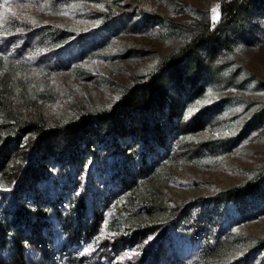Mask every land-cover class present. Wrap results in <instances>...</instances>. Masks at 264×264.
<instances>
[{"label":"rangeland","instance_id":"1","mask_svg":"<svg viewBox=\"0 0 264 264\" xmlns=\"http://www.w3.org/2000/svg\"><path fill=\"white\" fill-rule=\"evenodd\" d=\"M229 1L9 0L0 35V150L11 142L22 148L12 176L0 171V225L21 210L34 235L25 232L17 245L20 232L7 231L0 264H264V193L214 204L218 193L264 173V0L223 21L222 42L200 49L204 76L176 93L189 129L151 170L121 185L103 154L67 177L53 165L37 177L30 170L28 123L58 127L113 108L163 58L221 22L220 11L212 24L211 9ZM71 4L81 7L59 14Z\"/></svg>","mask_w":264,"mask_h":264},{"label":"trees","instance_id":"2","mask_svg":"<svg viewBox=\"0 0 264 264\" xmlns=\"http://www.w3.org/2000/svg\"><path fill=\"white\" fill-rule=\"evenodd\" d=\"M257 1L259 0H231L223 3L221 13L224 18L221 22L215 27L208 24L200 35L177 52L163 58L146 81L127 87L113 108L84 115L58 127L28 123L27 132L34 134L28 142L35 154V159L30 164L34 176L40 175L44 166L50 165L60 167L66 176L70 169L83 167L89 159L98 163L102 154L110 157L112 177L121 185H129L136 175L151 170V163L155 164L154 161L166 151L170 142L189 129L181 124L185 102H178L176 93L183 96L187 85L195 84L204 76L203 71H206L208 64L200 58V49L221 43L220 27L223 21L241 15L249 5ZM197 118L199 120L200 116ZM194 122L196 121H190ZM7 146V149L0 150V171L6 178L12 176L14 169L20 166L11 162L19 156L18 149L22 148L14 146L12 142ZM22 153L28 156L26 150H22ZM36 172L39 173L35 174ZM20 184L18 190L21 195L31 198L29 195L32 191H22L23 183ZM29 186L36 189V185L32 183ZM263 193L264 173L242 185L218 193L214 197V204L237 202L246 197L255 198ZM32 196L35 203L41 202L39 191L36 190ZM77 208L81 209L82 206ZM17 212L12 215L11 221L4 219L6 229L0 225V240L7 231H17L20 232V239L16 241L20 245L19 241L26 240L25 232H28L29 239L34 234L29 232L33 225L28 222L27 217L22 218L21 210ZM33 215L30 212L28 216ZM259 248L264 250V240Z\"/></svg>","mask_w":264,"mask_h":264},{"label":"snow or ice","instance_id":"3","mask_svg":"<svg viewBox=\"0 0 264 264\" xmlns=\"http://www.w3.org/2000/svg\"><path fill=\"white\" fill-rule=\"evenodd\" d=\"M32 6H37L41 10L48 8V4L47 3L39 4V5H32L30 3H19V4H16V7H18V8H28V7H32ZM79 7H81V5H78V4L66 5L64 8L60 9L59 14L68 15L70 11L75 10V9H77ZM95 7L102 9L103 5L97 4V5H95ZM10 8H11V5L9 3V0H3V3H0V9L3 10V11H0V35H3L7 31V29L4 27V18L6 16V14L10 11ZM12 16L15 17L16 13H12ZM17 18H19V17H17ZM23 18L29 20L33 25L36 24V21L34 19H32L31 17L25 16ZM219 18H220V5L217 4L216 6H214L211 9V21H212V24L215 25L219 21ZM97 23H99V22H97ZM236 51H240V49L238 48ZM2 59L5 62H7L8 57L4 56V57H2ZM154 66L155 65H149V68L151 69ZM207 95H208L209 98H211L212 92L209 91V93ZM209 102H210V99H204V100H201V101H197V105L207 104ZM195 110H196L195 107L189 109L188 115L191 116L194 113ZM237 111H239V109H237ZM219 134L220 133H215V135H219ZM188 139L191 140L192 137H188ZM217 159H223V157H218ZM212 162H213L212 160L203 161V163H212ZM4 190L7 191V189H4ZM84 251L87 252L88 249L86 248ZM134 254H136V253H134V252L133 253H125L126 256L134 255ZM240 254H242V253L238 251L237 255H240Z\"/></svg>","mask_w":264,"mask_h":264},{"label":"built area","instance_id":"4","mask_svg":"<svg viewBox=\"0 0 264 264\" xmlns=\"http://www.w3.org/2000/svg\"><path fill=\"white\" fill-rule=\"evenodd\" d=\"M220 11H221V8H220Z\"/></svg>","mask_w":264,"mask_h":264}]
</instances>
